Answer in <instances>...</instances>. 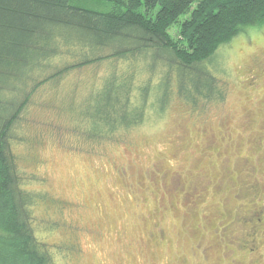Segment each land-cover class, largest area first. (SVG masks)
I'll list each match as a JSON object with an SVG mask.
<instances>
[{"label":"rangeland","instance_id":"obj_1","mask_svg":"<svg viewBox=\"0 0 264 264\" xmlns=\"http://www.w3.org/2000/svg\"><path fill=\"white\" fill-rule=\"evenodd\" d=\"M150 61L106 59L33 95L12 152L39 198L38 240L55 264H264V25L206 64L225 101L193 106L174 90L164 113L149 106L112 139L88 137L78 112L89 97L116 72L134 75L141 101L167 69Z\"/></svg>","mask_w":264,"mask_h":264},{"label":"trees","instance_id":"obj_2","mask_svg":"<svg viewBox=\"0 0 264 264\" xmlns=\"http://www.w3.org/2000/svg\"><path fill=\"white\" fill-rule=\"evenodd\" d=\"M263 25L264 0H0V264H55L34 230L39 198L24 188L12 152L40 87L110 58L150 56L152 70L167 63L157 86L141 87V101L133 100L134 75L116 72L89 97L82 126L110 140L141 124L149 106L164 113L174 90L193 106L225 101L206 64L247 27ZM62 57L70 62H55Z\"/></svg>","mask_w":264,"mask_h":264}]
</instances>
